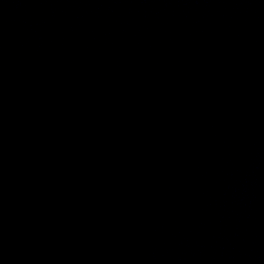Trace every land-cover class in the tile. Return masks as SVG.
I'll return each instance as SVG.
<instances>
[{
    "label": "water",
    "instance_id": "obj_1",
    "mask_svg": "<svg viewBox=\"0 0 264 264\" xmlns=\"http://www.w3.org/2000/svg\"><path fill=\"white\" fill-rule=\"evenodd\" d=\"M0 264H264V0H0Z\"/></svg>",
    "mask_w": 264,
    "mask_h": 264
}]
</instances>
